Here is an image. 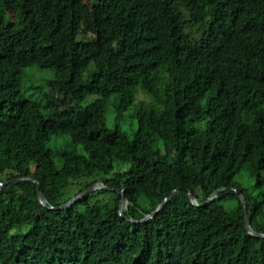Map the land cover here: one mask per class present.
Here are the masks:
<instances>
[{
  "label": "trees",
  "instance_id": "trees-1",
  "mask_svg": "<svg viewBox=\"0 0 264 264\" xmlns=\"http://www.w3.org/2000/svg\"><path fill=\"white\" fill-rule=\"evenodd\" d=\"M238 193L264 234V0H0V264H264Z\"/></svg>",
  "mask_w": 264,
  "mask_h": 264
},
{
  "label": "rangeland",
  "instance_id": "rangeland-1",
  "mask_svg": "<svg viewBox=\"0 0 264 264\" xmlns=\"http://www.w3.org/2000/svg\"><path fill=\"white\" fill-rule=\"evenodd\" d=\"M53 74L50 69H41L36 66H29L23 69L20 81H19V95L24 98L36 99L42 92L48 90L49 81L52 80ZM140 94H137V97ZM136 97V98H137ZM97 98L95 95L87 96L81 103L80 107L84 108ZM113 97H110L105 102L104 116L105 125L109 129H113L115 126L126 134H132L136 128L137 123L131 114L134 110V104L127 110L123 111L120 118H116V111L113 107ZM116 167H114V170ZM233 181L239 183L249 193L256 194L254 190L255 178L248 176L245 171H240L233 177ZM253 186V187H252Z\"/></svg>",
  "mask_w": 264,
  "mask_h": 264
},
{
  "label": "water",
  "instance_id": "water-1",
  "mask_svg": "<svg viewBox=\"0 0 264 264\" xmlns=\"http://www.w3.org/2000/svg\"><path fill=\"white\" fill-rule=\"evenodd\" d=\"M24 180H30L32 182H34L36 184V191H37V198L39 200V202L41 204H43V201H44V197L42 195V192H41V189L39 187V184L38 182H36L35 180L31 179V178H26V177H22V178H18V179H15L13 180L12 182H17V181H24ZM101 187L98 186V185H92L90 187H88L87 189H85L84 191H82L81 193H79L78 195H76L75 197L71 198L69 201H67L65 204H63L62 206L58 207L57 209H63V208H66L67 206L73 204L74 202H76L77 200H79L82 196L86 195L87 193L91 192V191H94V190H97V189H100ZM224 188H221L219 190H216L213 194H216L217 192L223 190ZM122 196H121V199H120V202H119V212L120 214L122 213V210H123V207L125 205V198L123 196V192L122 191H119ZM175 191H173L171 193V195L174 193ZM187 194L189 195L190 199H192V196L190 195V193L187 191ZM240 199H241V203L243 204V209H244V219H245V226H246V229L249 233H251L252 235H255V236H260V237H264V234H257V233H254L251 226H250V223H249V219H248V216H247V213H246V210H245V205H244V200L242 199L241 197V194H237ZM167 201V198H165L163 200V202L155 209V211L153 213H151L150 215H147L145 217V219L153 216L156 212H158L163 206L164 204L166 203Z\"/></svg>",
  "mask_w": 264,
  "mask_h": 264
}]
</instances>
